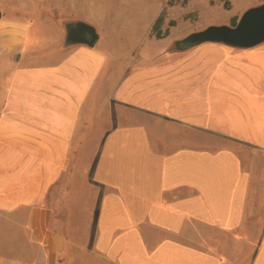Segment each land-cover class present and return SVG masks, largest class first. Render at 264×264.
Instances as JSON below:
<instances>
[{"label": "crops", "instance_id": "1", "mask_svg": "<svg viewBox=\"0 0 264 264\" xmlns=\"http://www.w3.org/2000/svg\"><path fill=\"white\" fill-rule=\"evenodd\" d=\"M49 19L0 9V264H264V42L112 79Z\"/></svg>", "mask_w": 264, "mask_h": 264}, {"label": "rangeland", "instance_id": "2", "mask_svg": "<svg viewBox=\"0 0 264 264\" xmlns=\"http://www.w3.org/2000/svg\"><path fill=\"white\" fill-rule=\"evenodd\" d=\"M263 1L0 0V9L7 11L15 6L26 8L49 16L50 22L61 17L88 19L91 16L102 35L97 45L107 55L113 79L118 70L131 60L134 64H152V67H156L157 63L165 65L172 62L175 54L184 52L173 48L174 40L211 24L232 25V19L237 22L245 9ZM157 18L158 28H150L148 33L149 25L154 19L153 25ZM157 29L161 37H156ZM158 133L169 137L170 132L166 128H159Z\"/></svg>", "mask_w": 264, "mask_h": 264}, {"label": "water", "instance_id": "3", "mask_svg": "<svg viewBox=\"0 0 264 264\" xmlns=\"http://www.w3.org/2000/svg\"><path fill=\"white\" fill-rule=\"evenodd\" d=\"M75 24L78 28L73 29ZM66 43L84 42L93 46L98 35L94 27L82 22L66 24ZM211 42L235 48H250L264 42V1L245 9L235 25L211 24L173 41V48L184 51Z\"/></svg>", "mask_w": 264, "mask_h": 264}, {"label": "trees", "instance_id": "4", "mask_svg": "<svg viewBox=\"0 0 264 264\" xmlns=\"http://www.w3.org/2000/svg\"><path fill=\"white\" fill-rule=\"evenodd\" d=\"M158 24H159V18H157V19L155 20L154 24H153L152 27H151V30H153L155 27L158 28ZM235 24H236L235 19H232V25H235ZM155 35H156V37H161V36H162V35L160 34V30H159V29H157Z\"/></svg>", "mask_w": 264, "mask_h": 264}, {"label": "flooded vegetation", "instance_id": "5", "mask_svg": "<svg viewBox=\"0 0 264 264\" xmlns=\"http://www.w3.org/2000/svg\"><path fill=\"white\" fill-rule=\"evenodd\" d=\"M74 26V28L73 29H76V28H78V24H75V25H73Z\"/></svg>", "mask_w": 264, "mask_h": 264}]
</instances>
